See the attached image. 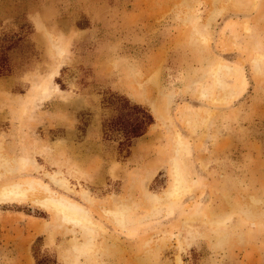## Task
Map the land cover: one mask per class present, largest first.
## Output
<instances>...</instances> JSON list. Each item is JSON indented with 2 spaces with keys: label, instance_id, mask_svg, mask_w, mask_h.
Instances as JSON below:
<instances>
[{
  "label": "rangeland",
  "instance_id": "374dc122",
  "mask_svg": "<svg viewBox=\"0 0 264 264\" xmlns=\"http://www.w3.org/2000/svg\"><path fill=\"white\" fill-rule=\"evenodd\" d=\"M0 63V264H264V0H0Z\"/></svg>",
  "mask_w": 264,
  "mask_h": 264
},
{
  "label": "trees",
  "instance_id": "16d2710c",
  "mask_svg": "<svg viewBox=\"0 0 264 264\" xmlns=\"http://www.w3.org/2000/svg\"><path fill=\"white\" fill-rule=\"evenodd\" d=\"M2 69L0 63V74ZM113 98L119 104L120 113L111 121L110 132L120 134L124 138L123 142L126 143H129L133 138L142 136L153 124V118L148 110L139 105L131 104L116 95Z\"/></svg>",
  "mask_w": 264,
  "mask_h": 264
},
{
  "label": "bare ground",
  "instance_id": "6f19581e",
  "mask_svg": "<svg viewBox=\"0 0 264 264\" xmlns=\"http://www.w3.org/2000/svg\"><path fill=\"white\" fill-rule=\"evenodd\" d=\"M177 185H179V183H177ZM27 195H28V189L23 190L20 186H11L9 188H4L0 191V203L11 202V201H14V202L15 201H21V200H24V198H27ZM149 197L155 200L154 196H149ZM49 203L52 205H55L56 207H59L62 210H65L68 215L73 216L74 218H79L80 217L79 215H81V213H82L80 209L75 208V207L71 206L70 204L65 206V205L60 204V202L56 203V201H54V200L53 201L50 200Z\"/></svg>",
  "mask_w": 264,
  "mask_h": 264
}]
</instances>
